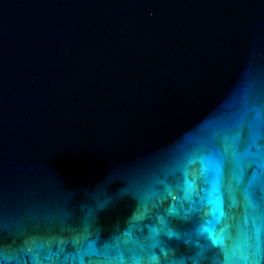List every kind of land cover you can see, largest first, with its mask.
I'll return each instance as SVG.
<instances>
[{"label":"water","instance_id":"1","mask_svg":"<svg viewBox=\"0 0 264 264\" xmlns=\"http://www.w3.org/2000/svg\"><path fill=\"white\" fill-rule=\"evenodd\" d=\"M0 264H264V0H0Z\"/></svg>","mask_w":264,"mask_h":264}]
</instances>
